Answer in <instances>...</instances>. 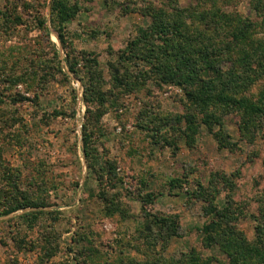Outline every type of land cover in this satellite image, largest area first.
Instances as JSON below:
<instances>
[{
	"label": "rangeland",
	"instance_id": "rangeland-1",
	"mask_svg": "<svg viewBox=\"0 0 264 264\" xmlns=\"http://www.w3.org/2000/svg\"><path fill=\"white\" fill-rule=\"evenodd\" d=\"M76 1L81 6L65 24L63 46L54 42L51 0H0V264H264L261 254H239L245 244L253 248L255 227L264 219V114L247 117L246 132L239 110L224 115L222 127L233 149L220 148L202 125L196 146L181 140L174 153L154 142L149 123L184 113L183 91L156 79L128 90L115 79L124 73L121 51L151 21L139 10L144 4L167 11L173 3L219 7L249 18L252 39L261 42L264 9L257 10L253 0L69 3ZM67 52L78 60L76 74L69 70ZM231 66L233 57L224 63ZM249 75L253 81L231 93L264 106V76L253 70ZM87 107L101 113L98 123L89 122L90 154L82 133ZM225 174L232 187L222 184ZM183 176L184 186L171 189L169 180ZM213 176L225 188L215 203L222 209L231 198L232 214L211 233L215 242L205 246L202 227L212 216L205 213L206 201L192 193L195 182ZM142 179L144 192L157 195L148 212L132 194ZM117 194L127 216L110 208ZM26 202L48 206L3 215ZM173 214L179 216L176 234L164 238L145 228L152 216Z\"/></svg>",
	"mask_w": 264,
	"mask_h": 264
},
{
	"label": "trees",
	"instance_id": "trees-1",
	"mask_svg": "<svg viewBox=\"0 0 264 264\" xmlns=\"http://www.w3.org/2000/svg\"><path fill=\"white\" fill-rule=\"evenodd\" d=\"M80 6L77 1L69 3V0H51L52 24L58 35L54 38L57 41L60 40L63 46L67 43L65 24L76 15ZM170 6L173 8L172 11H167L151 2L139 8L151 17V21L148 26L139 27L137 35L129 40L125 49L121 51L120 61L124 65V73L121 77L116 74L115 79L122 85H126L128 90L148 79H156L161 86L175 84L183 91L186 100L184 113L162 115L150 121L149 127L154 130L153 135L150 136L155 143L171 147L174 153L180 149L181 140H184L188 146H196V134L204 125L213 134L220 148L233 149L235 144L222 127L224 115L233 111L232 108L239 110L243 120V123H240V129L246 132L251 125L247 117L257 118L260 113L264 114V106L259 103L253 104L231 93L239 85L253 81L249 71L253 70L264 76V41L252 39L253 22L246 17L243 19L237 13H235L237 15L226 13L220 11L219 7L211 11L210 8H201L196 5L181 7L173 3ZM253 6L257 10L264 9V3L261 0H253ZM16 18L20 19V15H16ZM40 22L45 26V22ZM230 52H234L233 56ZM232 57L235 66L225 68L224 63ZM66 62L69 70L76 74L78 60L71 61V55L67 52ZM90 62L97 64L95 58L90 59ZM145 62H148V65ZM257 68L259 71H256ZM64 74L68 76L67 73ZM89 88L86 85L84 89L87 102ZM100 115V112H92L90 107H87L82 129L87 154H90L89 148L92 143L89 122L92 119L91 121L98 123ZM113 168L116 166L114 165ZM214 176L210 177L207 183L195 182L197 187L192 193L193 196L206 201L205 213L212 216L202 227L205 233V246L215 242L216 235L213 237L211 233L220 228L222 221L232 214L231 198L227 199V204L222 209H219L215 201L225 189H222L220 184L223 182L222 184L232 187L233 181L225 174L220 183L219 179L216 177L214 179ZM141 181L142 184L135 188L132 194L141 200L144 211L148 212V205L155 201L157 195L153 192H144L146 181L143 179ZM185 182H187L185 176L173 177L169 180L171 189L182 188ZM128 193L131 194V192ZM119 194L110 198V208L112 211L123 212L122 214L127 216L126 205ZM229 195L228 192L227 196ZM30 206L44 207L48 204L33 205L26 202L23 206L5 210L3 215H8L18 208ZM152 218L146 222L148 226L145 228L153 231L154 235H165L164 238H168L176 234L178 215H156ZM255 230L256 239L252 241L255 243L253 248L249 249V246L245 244L239 254H243V251L248 252L249 256L261 254L264 258V219L258 221ZM262 261L264 262V259Z\"/></svg>",
	"mask_w": 264,
	"mask_h": 264
},
{
	"label": "bare ground",
	"instance_id": "bare-ground-1",
	"mask_svg": "<svg viewBox=\"0 0 264 264\" xmlns=\"http://www.w3.org/2000/svg\"><path fill=\"white\" fill-rule=\"evenodd\" d=\"M58 41H59V40H58ZM58 41H54V42H56V43H57Z\"/></svg>",
	"mask_w": 264,
	"mask_h": 264
}]
</instances>
